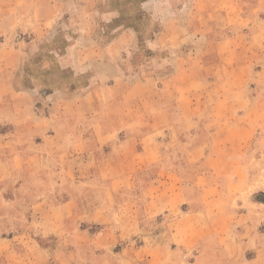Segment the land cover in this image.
Segmentation results:
<instances>
[{
	"label": "rangeland",
	"instance_id": "1",
	"mask_svg": "<svg viewBox=\"0 0 264 264\" xmlns=\"http://www.w3.org/2000/svg\"><path fill=\"white\" fill-rule=\"evenodd\" d=\"M49 1L52 2L53 16L59 17L60 21L47 23L49 31L46 34L42 32L35 35L34 30H31L33 29L31 23L28 24L29 28L27 25L23 26V22L18 29L13 28L17 30L14 38L16 47L21 49V59L12 77L14 87L21 91L28 88H37L39 91L30 100H21L23 105L17 109L21 112L22 123L30 122L36 127L43 126V122L29 114L31 108L37 115L42 114L47 106L62 111L63 123L68 127L80 121L81 126L87 131L83 137V153H80V156L84 155L78 159H66L56 148L43 151L40 140L37 138L34 139L35 143L31 142L27 132L15 134V138L20 140L25 152L37 154L39 157L31 160V166H23L11 173L1 185L4 202L0 205V210L5 217L0 229L3 238H11L13 242V246L5 242L3 253L13 247L15 252L25 255L23 258L25 262L27 258L37 254L35 257L37 263L41 261L42 264L50 262L60 264L58 257L61 253L71 254L74 251V247L70 244L68 247L58 245L59 240L68 241L71 238L66 231H73L74 221L65 220L67 223L65 231L62 230L47 240H42L35 228L30 226L33 220L32 207L37 201L49 205H58L66 201L70 203L72 211L82 215L96 211L97 219L99 218L98 220L103 223L87 222L85 218L81 222L80 219L78 223L83 230H89L91 234L104 232L106 235L114 236L113 230L108 229L110 225L107 224L108 221L111 219L118 225L120 218L124 219L127 214L130 215L134 209L128 208L133 206L126 205L124 210L125 204L128 200L137 203L138 199L133 196H138L142 192L145 183L134 181L127 187H115L116 183H109L108 179L100 177L101 168H104L103 176L107 175L108 162L105 160L102 165L98 160L105 158L114 141L112 134L101 144L99 142L97 144L95 139L92 140L91 122L99 117L97 124L101 128H107L115 125L116 111H123L130 117L133 115L136 117L140 114V109L145 107L149 109L150 99L136 98L132 103L126 104L124 109L122 105L117 108L111 106L109 98L113 94L123 92L125 87L135 81L152 75L157 83L156 88L162 92H156L155 89L154 94L162 95L164 103L170 105L169 109L174 111L178 129H169L168 134L167 131L163 133V130L159 129L158 137L167 139L165 141L167 149L163 157L179 161L181 172L189 176V169L184 162L187 157V147L192 143L205 141L206 145L202 148L204 151L201 152L200 157L204 154L207 157H222L221 162L212 161L209 166L214 174H222L221 182L217 179L218 190L227 189V175L235 168L234 159L238 160L239 165L236 167L245 183L242 187L237 186L235 192H232L238 197L231 198L225 206L222 201L225 210L223 225L228 230L225 238L228 236L227 239L236 244L234 250L227 252L239 254L243 259L248 260L259 251L258 264H264V0H223V71H192L197 72V80L192 85H182L180 90L179 87L172 86L169 80L179 66L190 61L187 52L189 43L177 39L179 22L173 21L175 16L170 2L164 0L153 3L143 11L140 10L139 5L141 0H89L90 5H85V8H93L90 14L94 12L97 15L98 11L101 13L94 19L93 16L89 18L90 31L82 33L77 30L83 23L70 20L76 19L81 12L77 13L73 5L61 8V0ZM23 5L25 4H21V12ZM2 9L5 11V17L6 13L9 15L8 21L14 19L11 15L19 13L13 9V6H4ZM38 11L40 15L43 13L42 9ZM107 12H113L116 15L115 20L107 22L108 18H104ZM64 13L66 14L63 17ZM83 13L87 14V11L84 10ZM20 24L17 23V26ZM122 33L130 34L132 40L127 37L122 41L123 44L119 43L126 50L121 60L118 58L119 55L116 56L118 62L115 63L112 54H103L102 51ZM0 41H3L1 36ZM10 46H13L12 43ZM35 48L37 50L34 52ZM188 74L182 72L179 77H187ZM112 76H124L127 84L110 91L109 81H112ZM217 80L219 84H215ZM188 88L191 91L189 96ZM92 89L97 91V98L94 101L72 99L78 92ZM59 90L66 95L53 96V92ZM45 94L50 95L45 96ZM194 96L197 104L206 100V105H209L206 108L202 106L193 110ZM220 96L225 98L222 104L223 110L221 106L215 104V99ZM190 99L193 100L192 103ZM155 100L154 98L152 103ZM1 102L6 112L9 99L5 98ZM189 109L196 116L186 117V113H190ZM76 111L84 113V117H77ZM184 111L186 113L183 118ZM242 112L245 115L238 117L237 114ZM254 113H258V116H251ZM139 120L138 118L135 124H131L127 129L136 130L140 134L143 124ZM163 121L166 125L169 119ZM8 127L12 126L8 125ZM73 136L74 134L69 135V140H72ZM115 139L121 140L122 135ZM95 143L100 150L96 149L92 153V146ZM200 164L201 162H197L196 168ZM202 167L198 169L203 170ZM225 172L227 173L223 175ZM155 177L157 178V174ZM170 179H167L168 182ZM178 181L179 179L174 177L172 182L179 186ZM201 183L199 185H205V182ZM170 186L155 184L153 188L169 189ZM185 206L187 204L179 209V214L185 210ZM149 220L161 222L158 216H153ZM116 232L118 236L121 231ZM155 233L163 236L164 230L159 228H151L143 232L139 229L124 230L122 237L128 236L120 240L116 248H123L124 240L125 243H133L135 240L137 243L143 237L154 238ZM35 239L39 243L32 241ZM253 246L254 248H251ZM42 250L47 254L44 255ZM106 251L107 248L101 250V252ZM49 253H52L50 254L53 255L52 258L48 256ZM86 258L83 260L78 258L77 262L90 264Z\"/></svg>",
	"mask_w": 264,
	"mask_h": 264
},
{
	"label": "crops",
	"instance_id": "2",
	"mask_svg": "<svg viewBox=\"0 0 264 264\" xmlns=\"http://www.w3.org/2000/svg\"><path fill=\"white\" fill-rule=\"evenodd\" d=\"M160 1L163 2L164 0H141L139 3L140 10L144 11L147 6ZM166 1L170 2L173 8V16H175L173 21L179 22L177 39L179 41L186 40L189 43L187 52L190 55V61L179 66L174 72V76L169 80L171 85L179 87V90L182 85H192L197 80V72L193 73L192 71H223V0ZM88 2L89 0H61V8L73 5L77 9V13L81 12V15L77 16L76 19H70L83 23L80 26L81 28L77 30L78 32H89L91 25L89 18L93 16L94 19L101 13L98 11L96 12L97 15L94 12L90 14L93 8H85V5H90ZM21 4H25L22 12L20 11ZM4 6H13V9L19 12L11 15L14 16L13 20H7L9 17L7 13L5 17V11L2 9ZM186 8L187 11H185ZM39 9L43 10L41 15L39 14ZM84 10L87 11V14L83 13ZM65 14H62V16H65ZM55 16L57 15L55 14ZM115 16L113 12H107V16L104 18H108L107 22H111L115 20ZM55 21H60V18L53 16L52 2L49 0H22L21 2L20 0H11L10 2L9 0H0V36L3 37V41H0V205L4 202L1 185L5 182V179L19 168L31 166V160L39 157L37 154L25 152L20 140L15 138V134L22 131L27 132L29 137H31V142L35 143L34 139L37 138L40 140V147H42L43 151L56 148L58 151L60 150V153L66 159H78L84 155L80 156V153H83V137L87 131H85L84 126H81L80 121H77L76 125L68 127L63 123L64 113L62 111H57V109L47 106V109L42 114L37 115L30 107L31 111H28L29 114L43 122V126L36 127L30 122L27 124L22 123L21 112L17 109L23 105L21 100H30L39 91H37V88H28L21 91L14 87L12 77L21 59V49L16 47L17 43L14 41L15 32L17 31L14 29H16L15 27L18 29L22 22L25 27L31 23L33 27L31 30H34L35 35L42 32L46 34L49 31L47 23L52 24ZM16 22L20 25L17 26ZM127 37L129 39L132 38L130 34L122 33L102 53L112 54L113 59L112 57L111 59L113 62H118V58L121 60L122 54L126 50L119 43L123 44L122 41L127 39ZM11 43L13 46H10ZM36 48L34 52L37 50ZM22 49L27 50L25 48ZM117 55H119L118 58H116ZM9 70L11 71L9 72ZM182 72H188L189 74L187 77H179ZM199 79L202 80V78ZM111 80V82L109 81L110 91L117 90L127 84V79L125 80L124 76H112ZM219 83V81L215 82V84ZM156 86L157 83H155L153 76L150 75L147 78L135 81L130 86L125 87L123 92L113 94L109 98L111 106L117 108L122 105L124 109L126 104L132 103L136 98L150 99L151 105L149 109L148 107L140 109V114L136 117L134 115L130 117V115L124 114L123 111H116L114 115V118L117 119L115 125L101 128L97 124L99 123V117L91 122L90 134L92 140L95 139L97 144L98 142L101 144L108 138L107 136L112 134L114 141L105 158L102 157L98 160V163L102 162V165L103 161L105 162L106 160L108 162L107 175L103 176L104 168H101L100 177L108 179L109 183H116L115 187H127L130 182L134 181H138L140 184L145 183L143 190H141L142 192L138 196H133L138 199L137 203L134 200H128L125 204L124 210H126V205L134 207L128 208L129 210L134 209L130 212L131 217L127 214L124 219L120 218L118 225L109 218L110 220L107 224L110 225L108 229L113 230L114 236L106 235L104 232L91 234L89 230H83L78 220L81 219V222H83L85 218L87 222H100L99 218L97 219L96 217V211H89L84 215L78 214L75 213L76 211L71 210L70 203L66 201L58 205H49L46 202L37 201L32 207L31 215L33 220L30 226L35 228L42 240H47L59 234L62 230L65 231V226L67 225L65 220L74 221L73 231H66L67 235H71V238L68 241L59 240L58 243L59 246L65 245L67 247L70 244L74 247V251L71 254H68V252L67 254L65 252L61 253L60 257H58L60 264H84L82 261L77 262V259L83 260L85 257H87L86 261L90 262V264H240L241 262L243 264H258L259 251L248 260L243 259L239 254H229L227 252V250H234L236 244L232 240L227 239L228 236L225 238L228 230L223 225V213H225V210L222 207V201L223 206H225V203L230 202L231 198L238 197L237 194L232 192H235L237 186L242 187L245 183L243 182L242 174L236 167L239 165L238 160L234 159L235 168L227 175V189L218 190L217 179H220L219 181L221 182L222 174H214L209 166L212 161L221 162L222 157H207L205 154L200 157L201 152L203 153L204 151L202 148L206 145L205 141L192 143L187 147V157L184 162L189 169V176H185L181 172L179 168L181 163L179 161L163 157L165 149H167V144H165L167 139L158 137L160 135L158 134L160 133L159 129H162L163 133L167 131L166 134L170 133V130L178 129L174 111L169 109L170 105L167 106L164 103L162 95L154 94L155 89L156 92L162 93ZM187 90H189L188 96L191 95L190 89L188 88ZM137 91L138 93H135ZM58 94L61 96L66 95L62 90L53 92V96ZM153 94L154 96L151 99ZM5 98L9 99L6 112L5 106L1 102ZM95 98H97V91L92 89L91 91L78 92L72 99L94 101ZM154 98L156 100L152 103ZM192 99H195V96ZM192 99L189 100L191 103ZM224 99L221 96L215 99V104L218 107L221 106L222 110L224 109L222 106ZM206 102L204 100L201 101V104H197L195 99L193 101V110L202 106L206 108L209 105H206ZM188 111L190 113L184 111V115L182 114L183 118L185 113L186 117L189 118L196 116L190 109ZM83 114L81 111H76L77 117L82 118L84 117ZM257 114L254 113L251 116L256 117L258 116ZM237 115L238 117H243L245 114L242 112ZM138 118L143 124L140 134L136 130L130 131L127 129L131 124H135ZM164 119L165 121L169 119L166 125L163 124ZM8 125L12 127L10 128ZM71 134H74V136L72 140H69V135ZM119 135H122V139H115ZM28 141H30V138ZM97 144L93 145L95 147L92 146V153L96 149L100 150ZM234 155L236 156V153ZM197 162H201L198 168L203 166V170L196 168ZM156 174L157 178L155 177ZM174 177L179 179V186L172 182ZM168 178H171L169 182ZM201 182H205V185H199L202 184ZM125 183L126 185H124ZM155 184L163 187L166 185L171 186L169 189L153 188ZM185 204H187L185 210L179 214V209ZM115 213H117V210ZM153 216H158L161 222H150L149 218ZM4 217L3 212L0 210V227L3 226ZM238 217L240 218V216ZM151 228L163 229L164 235L161 236L159 234L158 236L155 233L156 236L154 238L144 239L143 237L137 243L136 240L133 243H125L126 240H124L125 246L121 249L116 248V244L128 236L122 237L124 230L139 229L140 232H143ZM116 231H121L118 236ZM32 241L39 243L36 239ZM52 241L54 242V240ZM5 242L13 246L12 239L3 238L2 230L0 229L1 263L22 264V261H24V264H42L41 261L37 263L35 258L37 254L35 253V255L27 258L26 262L23 259L25 255L15 252L13 247L3 253ZM105 248H107V251L101 252ZM251 248H254V246ZM42 251L44 255L47 254L45 250ZM51 251L53 252V250ZM50 254L52 253H49L48 256L52 258L53 255Z\"/></svg>",
	"mask_w": 264,
	"mask_h": 264
}]
</instances>
